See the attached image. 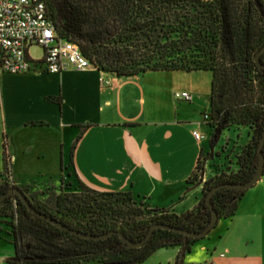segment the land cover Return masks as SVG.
Segmentation results:
<instances>
[{
    "label": "trees",
    "instance_id": "obj_1",
    "mask_svg": "<svg viewBox=\"0 0 264 264\" xmlns=\"http://www.w3.org/2000/svg\"><path fill=\"white\" fill-rule=\"evenodd\" d=\"M46 4L57 39L76 44L100 72L118 78L210 72L211 153L233 127L249 128L251 138L235 155L236 171L225 170L197 183L200 158L190 183L202 185V198L181 216L147 206L144 212L134 208L130 193H100L82 184L81 193L70 194H65L68 188L42 193L21 189L33 208L80 233L101 236L118 231L134 243L144 240L154 224L193 233L205 230L212 221L208 193L221 185L245 184L256 174L264 134V69L256 63L264 48V0H46ZM260 62L264 66V53ZM10 166L5 153L0 197L16 187L9 180ZM247 191L224 188L213 196L219 220L236 215ZM0 222L10 228L15 247L9 264H141L160 249L177 247L181 251L175 264H185V256L201 240L162 229L141 248H129L116 235L87 240L31 214L14 196L0 204Z\"/></svg>",
    "mask_w": 264,
    "mask_h": 264
},
{
    "label": "crops",
    "instance_id": "obj_2",
    "mask_svg": "<svg viewBox=\"0 0 264 264\" xmlns=\"http://www.w3.org/2000/svg\"><path fill=\"white\" fill-rule=\"evenodd\" d=\"M181 73L118 78L91 67L0 75V180L6 153L10 182L31 193L58 191L71 181L100 193H130L152 210L192 211L203 187L191 178L211 153L212 129L203 116L210 112L212 75ZM177 92L191 101L176 100ZM193 131L205 138L195 140ZM225 138L226 170L236 171L235 155L249 143L250 129L233 127ZM180 251L160 249L141 264H175ZM15 255L10 228L0 222V264ZM206 262L264 264V172L236 215L220 219L184 258Z\"/></svg>",
    "mask_w": 264,
    "mask_h": 264
},
{
    "label": "built area",
    "instance_id": "obj_3",
    "mask_svg": "<svg viewBox=\"0 0 264 264\" xmlns=\"http://www.w3.org/2000/svg\"><path fill=\"white\" fill-rule=\"evenodd\" d=\"M32 46L43 49L40 61L30 57ZM91 67L76 44L57 39L46 0H0V75L41 71L60 74ZM174 98L187 102L192 99L189 93L179 92L174 94ZM203 119L208 122L209 115H204ZM193 137L197 141L205 138L198 131H193Z\"/></svg>",
    "mask_w": 264,
    "mask_h": 264
},
{
    "label": "water",
    "instance_id": "obj_4",
    "mask_svg": "<svg viewBox=\"0 0 264 264\" xmlns=\"http://www.w3.org/2000/svg\"><path fill=\"white\" fill-rule=\"evenodd\" d=\"M263 53H264V48L256 56V63L259 66V68H261V69H264V66L261 65V62H260V58L263 55ZM114 76L117 77V75H114ZM263 152H264V134H263V137H262V139L260 141V144H259L258 150H257L258 165H257V170H256L255 176L249 182H247L245 184L221 185V186H218V187H215L214 189H212L208 193L207 198H206V204H207V206L210 208V210L212 212V221L205 228V230H203L202 232H198V233L188 232V231H185V230H177V229H174V228H171V227H168V226H165V225H161V224H154V225H152L150 227V230H149L148 235L146 236V238L144 240H142L141 242H138V243L131 242L121 232H118V231L111 232V233H108V234H105V235H101V236L86 235V234L80 233L78 231H75V230L67 227L66 225L60 223L59 221H57V220H55V219H53L51 217H48L46 215H43V214L39 213L35 208H33V206L31 205V203L28 200V198L26 197V195L18 187L10 189L2 197H0V204L4 200L9 198V197H13V196L14 197H18L19 200L26 206V208L28 209V211L31 214H33V215H35V216L47 221L48 223L56 226L57 228H59L61 230L69 232V233H71V234H73L75 236H78L80 238L87 239V240H94V241H96V240H104V239H107V238H109L111 236L116 235V236L120 237L128 245L129 248H141V247H143L144 245H146L151 240L154 232L156 230H158V229L175 231V232H178L180 234H183L184 236H186L188 238L203 239L206 236H208L213 229H215V227L217 226V223L219 221L218 215L215 212L214 207H213V203H212L213 196L219 190L224 189V188H236V189H241V190H249V189L253 188L255 186V184L260 180V178H261V176L263 175V172H264V153Z\"/></svg>",
    "mask_w": 264,
    "mask_h": 264
},
{
    "label": "rangeland",
    "instance_id": "obj_5",
    "mask_svg": "<svg viewBox=\"0 0 264 264\" xmlns=\"http://www.w3.org/2000/svg\"><path fill=\"white\" fill-rule=\"evenodd\" d=\"M180 11V10H179ZM181 12V15H183V13H185V11H180ZM29 54H30V57L35 60V61H40L43 57V54H44V51L41 47L39 46H32L29 50ZM180 74V73H179ZM181 74H186V73H181ZM181 76V75H179ZM182 76H186V75H182ZM180 78V77H179ZM182 78H186V77H182ZM227 134V131H225L223 133V136L221 138V141L220 143L218 144V151L215 153V152H212V153H208L207 155L203 156L202 157V160L200 162V166H199V169H198V172L196 173L195 175V182L199 183V182H204L206 177H208L207 180H209L210 178V174L212 171L214 172H219L217 173L215 176H220L222 173L225 172V170L227 169V166L229 163L226 162V158H225V155H223V152H224V147H225V142H226V136ZM215 155H218V156H222L223 155V158L221 159H218L216 161H213ZM212 160V161H211ZM60 188H63V189H66L68 188V190L66 191L65 194H70V193H81V188H79L78 184H74L73 182L71 181H68L66 182L65 184L61 185ZM60 190H58L59 192ZM53 193V192H52ZM61 194V193H59ZM64 194V193H62ZM84 194V193H83ZM55 196V195H54ZM135 201V205H134V208H138L142 211L145 212V209H146V206L145 204L142 202V201H139L137 199H134ZM147 210V209H146ZM82 264H85V263H82Z\"/></svg>",
    "mask_w": 264,
    "mask_h": 264
}]
</instances>
